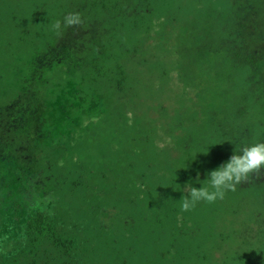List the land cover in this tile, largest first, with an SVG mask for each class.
<instances>
[{"label": "rangeland", "instance_id": "rangeland-1", "mask_svg": "<svg viewBox=\"0 0 264 264\" xmlns=\"http://www.w3.org/2000/svg\"><path fill=\"white\" fill-rule=\"evenodd\" d=\"M94 6L0 0V47L28 60L14 102L0 106V255L15 253L39 211L56 213L74 264H241L240 255L264 252V182L250 177L223 200L181 211L185 185L201 187L223 160L211 120L223 122L248 90L245 71L214 43L222 27L205 24L222 22L211 12L226 14V0ZM68 13L83 24L57 35L51 25ZM35 18L38 38L27 30ZM211 35L216 56L200 53ZM92 62L116 65L97 83L82 70ZM120 68L127 81L116 87ZM235 130L230 137L244 128ZM227 144L228 160L244 145ZM79 160L90 192L66 180ZM200 164L212 166L197 183Z\"/></svg>", "mask_w": 264, "mask_h": 264}, {"label": "trees", "instance_id": "trees-1", "mask_svg": "<svg viewBox=\"0 0 264 264\" xmlns=\"http://www.w3.org/2000/svg\"><path fill=\"white\" fill-rule=\"evenodd\" d=\"M91 1H93L96 6L99 1H103L106 4L112 2L117 4L122 0ZM226 5V10L228 11L226 14L214 13V10L211 12L214 18H219V20L222 21L220 24L215 25L212 23L211 19H208L205 24H209L212 28L216 26L222 27V32L216 34L214 43L219 46L220 50L222 48V50L228 54V62L230 61L232 65L239 66V69L245 71L247 76L243 86L247 87L248 90L240 88L241 90L243 89L242 95L236 100L235 108L231 110L232 112L229 115H226L223 122L218 123L215 119L210 122L211 127H217L218 125L219 128L217 135L220 139L215 141L218 146H221L219 150L222 151L221 155L223 160L218 163L219 166L228 161L229 153L227 152L226 157L225 151L227 150H225V147L222 149V145L227 144V140H234V143L227 144L228 151L230 152H233L235 142H237V146L242 143L245 144V142L248 144V141H252L253 143L254 141L264 142V43L256 40V36L264 33V0H226ZM95 6L94 10H96ZM246 12L251 14L252 17H248ZM24 19L26 20V18ZM257 21L261 22L262 26H259ZM36 22L39 23L40 20H37V18L33 19L32 24L27 26V30L35 31V37L38 38V31L40 28L36 26ZM212 32H214L213 29ZM213 38L214 37L211 35V39H199V48L202 49L200 51L201 54L216 56L212 52L213 49H210V45L214 44L211 43ZM21 40H24V38H21ZM238 48H240L241 51H239ZM7 51L5 47H0V106L12 101L14 102L16 92L19 91L28 68V60L25 61L24 57L17 55V51H9V53H6ZM260 52H262V57L259 56ZM106 54L107 58L111 57L109 53ZM3 58H6L7 61H2L1 59ZM92 63L83 65L84 67L82 70L84 73L87 72L91 74L97 83L105 82L107 71L109 70L111 74L112 68L116 65L114 64L111 68H106L105 70L103 64L94 63V65H92ZM125 70L126 69L122 70L120 68L119 73L116 75L115 78H119L117 81L114 80L116 87L119 83L127 81V77L124 78L126 75L124 72ZM250 75H252V77L248 78ZM191 122L194 127L195 119L192 118ZM235 127H243L244 130L242 132H237L236 138L230 137L231 130H235ZM67 160L70 161V158L67 157ZM200 166L202 171H197L198 173L194 172L195 178H197V175L202 177L203 171L208 170L212 165L200 164ZM84 169H86L84 162L79 160L74 164L72 169H70L68 176H66V180L69 182L71 179L70 177L76 178L78 184L84 185L88 192H90L92 185L88 183L89 178L86 179L87 175L85 176L86 170ZM56 170L57 169L50 168V165L46 168L48 173H54ZM64 170H67L66 166H64ZM250 177L256 180L255 183H263L264 170L261 171L259 176L254 174ZM241 184L246 188L249 186L250 180L248 179ZM74 185L75 183L72 182L68 186L74 187ZM60 225L62 224L59 223L54 211H39L33 221L27 224L24 238L17 241L13 246L15 253L6 256L0 255V264L76 263V261L70 260L75 242L69 238L64 231V227ZM260 230L261 229H259V231ZM263 254L264 252L258 249L256 253L250 252V257L240 255L238 260L241 264H264Z\"/></svg>", "mask_w": 264, "mask_h": 264}, {"label": "clouds", "instance_id": "clouds-1", "mask_svg": "<svg viewBox=\"0 0 264 264\" xmlns=\"http://www.w3.org/2000/svg\"><path fill=\"white\" fill-rule=\"evenodd\" d=\"M82 24L83 19L79 13H68L62 20H56L51 25V29L57 35H61L63 30L79 27ZM262 170H264V142L236 147L226 163L208 173V178L202 182L201 187H193L191 183L185 185L183 191L187 195L180 200L181 211H190L200 202L211 204L223 200L227 192H235L237 185L246 182L254 174L259 176ZM197 183H201L199 176Z\"/></svg>", "mask_w": 264, "mask_h": 264}]
</instances>
